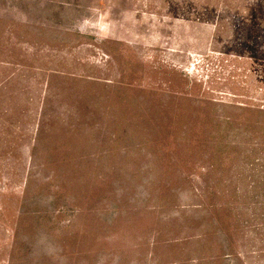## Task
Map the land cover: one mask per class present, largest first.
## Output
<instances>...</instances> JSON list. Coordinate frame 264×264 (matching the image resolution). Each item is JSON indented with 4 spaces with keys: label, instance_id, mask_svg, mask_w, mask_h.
Listing matches in <instances>:
<instances>
[{
    "label": "rangeland",
    "instance_id": "obj_1",
    "mask_svg": "<svg viewBox=\"0 0 264 264\" xmlns=\"http://www.w3.org/2000/svg\"><path fill=\"white\" fill-rule=\"evenodd\" d=\"M0 264H264V0H0Z\"/></svg>",
    "mask_w": 264,
    "mask_h": 264
}]
</instances>
